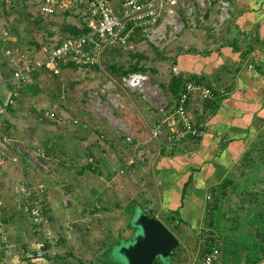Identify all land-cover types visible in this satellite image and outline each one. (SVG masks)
Returning a JSON list of instances; mask_svg holds the SVG:
<instances>
[{
    "label": "rangeland",
    "instance_id": "rangeland-1",
    "mask_svg": "<svg viewBox=\"0 0 264 264\" xmlns=\"http://www.w3.org/2000/svg\"><path fill=\"white\" fill-rule=\"evenodd\" d=\"M40 3L41 0H8L0 5V35L7 39L3 53L12 50L16 59L26 57L24 64L0 55V264H116L110 256L105 261L100 258L119 239L133 237L125 213L128 189L121 193L118 182L143 178L141 168L149 166L150 161L146 151L158 154V147L152 141L158 143L159 140L153 138L149 129L161 115L155 105L136 92L124 94L116 90L114 94L123 108L111 105L102 91L109 67L113 63L127 66L135 62L133 53H143L145 59L141 65L146 67L145 73L169 101L171 96L165 89L172 77L180 73L176 57L197 51L189 45V35L218 36L227 31V23L213 27L214 20L207 18L191 30L185 26L170 47L160 50L156 40L152 44L136 38L132 40L133 48H113L117 51L105 54L97 70L77 66L76 69H59L57 75L45 70L40 75H32L27 85H12L14 70L20 67L25 70L35 60L46 61L48 51L68 36L63 26H81L78 17L88 12L87 6H77L68 16L44 17ZM62 11L60 13L65 12ZM6 82L9 84L5 85ZM28 86L32 87L29 91ZM12 90L17 95L10 104ZM166 127L174 129L171 125ZM111 158L121 163L119 173L111 169ZM250 170L246 169L242 183L251 179ZM116 177L119 178L116 180ZM258 188L261 191L254 194L241 188L238 191L241 196L232 201L231 209L234 210L238 200L239 206L247 200L254 208L264 198V186ZM232 189L228 187L229 191ZM116 195L119 201L122 199L123 208L115 207ZM211 197L204 233L195 235L193 241L179 224L174 227L173 222L163 218L164 225L178 235L180 246L170 263L161 264L199 263L206 245L199 249L197 243L207 238L206 231L211 230L209 209L215 196ZM25 206L30 207L28 211L38 209L42 214L34 218L25 212ZM144 207L151 206L145 204ZM148 211L145 209L149 214L151 211ZM154 213L157 217V212ZM47 216L51 221L49 226L43 227V232L48 230L54 234L53 255L29 261L24 247L38 244L36 241L40 238L33 224ZM221 217L218 223L224 222ZM220 234L223 238V232ZM188 236L193 235L188 232ZM230 238L222 239V251L226 250L228 255ZM237 254L244 258L247 251L240 248Z\"/></svg>",
    "mask_w": 264,
    "mask_h": 264
},
{
    "label": "crops",
    "instance_id": "crops-1",
    "mask_svg": "<svg viewBox=\"0 0 264 264\" xmlns=\"http://www.w3.org/2000/svg\"><path fill=\"white\" fill-rule=\"evenodd\" d=\"M231 14L224 34H190L188 43L197 51L184 52L176 58L180 72L201 79L217 96L211 100L196 92L190 98L189 113L204 130L202 138L174 144L167 137L158 143L151 139L159 146L158 154L146 151L150 161L149 166L141 168L143 178L132 177L118 184L121 193L128 189L125 199L127 206H134L131 216L137 208L151 211V216H156V211L163 223L165 218L174 227L179 224L193 241L195 235L204 233L210 206L206 198L212 196L211 190L231 181L229 187L233 189L227 188L216 211L224 222L215 227L209 224L211 230L206 231L207 238H201L197 248L206 245L204 255L214 247L224 246L222 239L233 237L228 243L230 254L220 249L216 264H264V234L255 238L258 225L252 220L255 207L247 200L239 206L238 200L231 209L232 201L241 196V188L254 194L264 186V0H235ZM159 119L153 121L151 130ZM112 159L111 169L119 173L121 163ZM247 168L251 169V179L242 183ZM117 196L114 205L123 208ZM145 204L151 207L147 209ZM188 232L193 236L189 237ZM256 241L260 249H255ZM240 248L247 251L244 258L237 254Z\"/></svg>",
    "mask_w": 264,
    "mask_h": 264
},
{
    "label": "built area",
    "instance_id": "built-area-1",
    "mask_svg": "<svg viewBox=\"0 0 264 264\" xmlns=\"http://www.w3.org/2000/svg\"><path fill=\"white\" fill-rule=\"evenodd\" d=\"M7 1L0 0V5ZM234 1L41 0L40 13L44 17L56 15L61 10L67 11L76 6H87L88 12L86 11L83 16V21L86 23L88 31L82 35L70 37L52 47L46 54V61L35 60L31 66L27 65L25 70L21 67L19 70H15L13 78L18 82L28 83L32 71L50 70L57 73L58 62L65 59L77 60L79 63L92 67H100L101 60L109 49L133 48L132 40L136 38H142L152 44L156 40L159 50L166 46L170 47L185 26L190 27L188 29L191 30V28L196 27L198 22L205 21L207 18L214 20L213 27H221L228 23L232 19L231 11ZM0 39H2L0 41V55L12 59V61L14 58L17 63L25 64L26 57L16 59L12 50H7L5 55L3 51L7 39L4 35H0ZM174 71L178 74L176 66ZM116 90H120L124 94L136 92L144 100L155 105L160 111L161 117L154 124L151 135L158 141L160 136L165 134L172 144L184 140L197 141L204 134L203 129L195 125L189 113L190 97L199 92L202 97L207 99H217L215 92L209 88L188 84L178 100L170 105V100L167 101L158 85L151 82L149 75L143 72L132 73L117 79L107 75V83L103 86L102 91L105 92L108 102L114 107L120 105L117 101V95L114 94ZM120 107L123 108L121 105ZM169 125L173 126L174 129L170 130L166 127ZM127 139L130 140V138ZM207 200L212 202V197L208 196ZM31 214L34 218L40 217L42 211L33 209ZM34 223L41 224L42 229L45 225L49 226V222L44 217ZM53 235L45 230L47 242L53 243L55 241ZM44 244L45 242H38L27 252V256L37 260L44 259ZM219 258L220 250L214 247L210 252L204 253L198 264H216Z\"/></svg>",
    "mask_w": 264,
    "mask_h": 264
},
{
    "label": "trees",
    "instance_id": "trees-1",
    "mask_svg": "<svg viewBox=\"0 0 264 264\" xmlns=\"http://www.w3.org/2000/svg\"><path fill=\"white\" fill-rule=\"evenodd\" d=\"M74 8H72V9H74ZM72 9H70V10H72ZM70 10L65 11L64 12L65 14L64 13H58L56 15L62 14L64 16H68L67 14L69 12H71ZM56 15H54V16H56ZM78 19L80 20L81 26H78L76 24L75 25L65 24L63 26V31L66 32V33H68L67 34L68 36L64 40H66V39H68L70 37H76V36L82 35V34H84V33H86L88 31V27H87L86 23L83 21V16L82 17H78ZM0 41H2V39H0ZM63 41H61V42H63ZM114 50L117 51L118 48H117V50L116 49H113V48L112 49H109L105 54H107L110 51H114ZM132 58H134L135 62H129V64L127 66H126V64H122V63H113V64H111L110 67H109L108 74L110 76H112V77H115V78H121L123 76H127L129 74L136 73V72H143V73H145L146 67H144L143 64L141 65L142 60L145 59V55L143 53H133L132 54ZM175 61H176V59H175ZM77 66L78 67H81L82 66V67H85V68H88V69H96V70L98 68V66H93L92 67V66H88L86 64L79 63L77 60L65 59V60H61V61L58 62L57 66H56V69H57V71H59V69H65V68H74V69H76ZM44 71L45 70L32 71L30 73V81L28 83H25V82L23 83L22 81H19V82L17 81V82L14 83L13 82V80H14L13 75H14V72H15V70H14V72L11 73V80L13 79L12 80V85H20V86L27 85V84H29L32 81L31 80L32 75L35 74L34 76H36L37 73H38V75H40V73H42ZM57 73H59V72H57ZM57 73H55L53 71V74L54 75H57ZM7 84H9V83L6 82L5 85H7ZM188 84H195L197 86H203V87L209 88L210 90H212L214 92V89H212V88L208 87L207 85H205L204 82L201 79H198L195 76H186V75L183 74V72H180L178 75H175V76L172 77L170 83L168 84L169 86L165 89L167 92L170 93V96H171V98H170V105L174 104L175 103V100H178V98L180 97L181 93L183 91H185L186 85H188ZM31 88H32L31 86H28L27 91H29V89H31ZM12 91L14 93V90H12ZM33 93H37V90H33ZM12 95H11V97L9 99L10 104H12V102L15 99V96L17 95V93H14L13 96ZM194 123H195V125L199 126L196 122H194ZM162 137H167V136L164 134V135H161L160 136V138H162ZM166 139H168V138H166ZM155 144H156L157 147H159L157 143H155ZM136 150H139V148L137 147ZM90 168H91V166H90ZM231 184H232L231 181L226 180L220 186H218L216 188H213L211 190L213 194H216L214 204L212 205L211 209L209 210L210 216H211L210 217V224L213 225V227H215L216 224H218V222H219V216L217 217V215H216V211L219 208L218 207V203L226 195V190L229 187V185H231ZM256 201H258V200H256ZM257 203L255 204V212H254V215H253V218H252V220L254 222H257L256 224L258 225V227L256 229L257 231H255L256 232L255 238H257V235L258 236L261 235V237H262V235L264 234V199L261 202H257ZM129 204H130V202H129ZM28 209H30V207H28V208L26 206L24 207L25 212H28L29 214H31V211L33 209H31L30 211H28ZM125 210H126L125 213L127 214L128 218H129V224L128 225L133 230V233H134V229L131 226V219H132V216H133V214L131 216V213L134 210V206H128ZM46 219L50 223L51 218L49 216H47ZM33 228H34L35 232L40 235V238L36 242H40V241L41 242H45V244L43 246V250H45V258H47L48 256L53 255V252H52V249L51 248L54 246V243L56 241H54L53 243H49V242H47L45 240V238H46L45 237V231L43 232V229H42L41 224H33ZM261 229H263V232H261ZM54 240H55V238H54ZM128 240H130V239H123V238H121L118 241H116L111 246V248H108V250H106L105 254L100 258V260L101 261H105L109 256L112 257V258H114V253L113 252H114L115 248L119 244H121L123 242H126ZM224 240H226V239H224ZM256 243H257V245H256L255 249L256 248H259V246H258L259 242L256 241ZM260 243H262V242L260 241ZM24 248H25V257L27 258V260L33 259V257H28L27 256V252H29V250H31V248H33V246L32 245L31 246H27V247L25 246ZM220 249L222 250V246L219 247V250ZM174 253H175V251L173 252V254ZM113 260L117 262L116 264H118L119 259H115L114 258ZM29 261H31V260H29ZM162 262H163L162 260L157 259L156 262H155V264H161ZM167 263H170V259L167 261ZM113 264H115V263L113 262Z\"/></svg>",
    "mask_w": 264,
    "mask_h": 264
},
{
    "label": "water",
    "instance_id": "water-1",
    "mask_svg": "<svg viewBox=\"0 0 264 264\" xmlns=\"http://www.w3.org/2000/svg\"><path fill=\"white\" fill-rule=\"evenodd\" d=\"M133 237L114 250V258L122 264H155L157 259L164 263L180 246L179 239L155 216L137 208L131 219Z\"/></svg>",
    "mask_w": 264,
    "mask_h": 264
}]
</instances>
